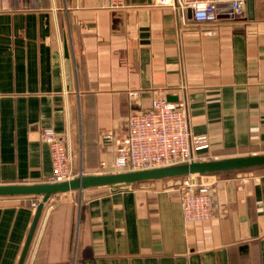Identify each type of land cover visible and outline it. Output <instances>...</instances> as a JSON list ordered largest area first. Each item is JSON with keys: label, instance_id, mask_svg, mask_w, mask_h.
I'll use <instances>...</instances> for the list:
<instances>
[{"label": "crops", "instance_id": "0c3cea01", "mask_svg": "<svg viewBox=\"0 0 264 264\" xmlns=\"http://www.w3.org/2000/svg\"><path fill=\"white\" fill-rule=\"evenodd\" d=\"M112 1L0 0V184L49 181L45 127L70 136L75 175L113 170L129 113L161 91L207 135L203 159L264 153V0L209 21ZM200 176L206 221L184 218L182 176L53 194L25 264H264V167ZM37 201L0 196V264H18Z\"/></svg>", "mask_w": 264, "mask_h": 264}, {"label": "built area", "instance_id": "2783aa9c", "mask_svg": "<svg viewBox=\"0 0 264 264\" xmlns=\"http://www.w3.org/2000/svg\"><path fill=\"white\" fill-rule=\"evenodd\" d=\"M176 0H159L175 4ZM191 7L196 21H209L217 17L218 3L228 2L234 17L246 15L247 0H182ZM113 0L111 6L121 5ZM137 92L130 94L135 96ZM49 144L53 174L49 181H62L75 175L69 135L58 134L52 127L41 130ZM112 134H106L110 140ZM208 146L207 135H194L184 107L171 101L164 92L157 93L147 109L129 113L125 135L117 145L112 171L148 169L203 159L200 150ZM197 175H188L180 185L184 218L188 221H206L215 215L213 184L199 181ZM38 201L34 203L37 207Z\"/></svg>", "mask_w": 264, "mask_h": 264}, {"label": "water", "instance_id": "95a60500", "mask_svg": "<svg viewBox=\"0 0 264 264\" xmlns=\"http://www.w3.org/2000/svg\"><path fill=\"white\" fill-rule=\"evenodd\" d=\"M250 2L251 9H253L252 7L254 5V1L250 0ZM68 56L69 54L67 53V57ZM66 63L68 64V70L70 73L69 58L67 59ZM70 78L71 77L69 76V80ZM260 166H264V153L236 155L213 159H200L148 169L101 173H81L70 179L62 181L0 184V196H40V201L37 204L34 218L18 262V264H25L44 207L53 194L67 192L70 190H83L89 187L137 183L167 177L201 175L206 173H215L235 169H248Z\"/></svg>", "mask_w": 264, "mask_h": 264}, {"label": "rangeland", "instance_id": "374dc122", "mask_svg": "<svg viewBox=\"0 0 264 264\" xmlns=\"http://www.w3.org/2000/svg\"><path fill=\"white\" fill-rule=\"evenodd\" d=\"M108 172H112V170H111V171H108ZM186 178H187V176H182V183L185 181ZM196 178H197L199 181H202L200 174L197 175ZM206 181H207V180H206Z\"/></svg>", "mask_w": 264, "mask_h": 264}, {"label": "trees", "instance_id": "16d2710c", "mask_svg": "<svg viewBox=\"0 0 264 264\" xmlns=\"http://www.w3.org/2000/svg\"><path fill=\"white\" fill-rule=\"evenodd\" d=\"M260 167H264V166H260ZM254 168H259V167H254ZM248 169H253V168H248Z\"/></svg>", "mask_w": 264, "mask_h": 264}]
</instances>
